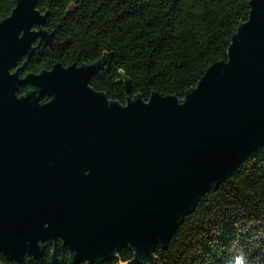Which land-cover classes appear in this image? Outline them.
I'll return each mask as SVG.
<instances>
[{
    "label": "water",
    "instance_id": "water-1",
    "mask_svg": "<svg viewBox=\"0 0 264 264\" xmlns=\"http://www.w3.org/2000/svg\"><path fill=\"white\" fill-rule=\"evenodd\" d=\"M38 1L17 0L0 21V256L25 264L60 240L69 264L126 248L152 263L200 199L264 147V0H251L227 60L183 99L154 92L125 105L90 86L101 60L21 75L19 62L54 38Z\"/></svg>",
    "mask_w": 264,
    "mask_h": 264
},
{
    "label": "trees",
    "instance_id": "trees-1",
    "mask_svg": "<svg viewBox=\"0 0 264 264\" xmlns=\"http://www.w3.org/2000/svg\"><path fill=\"white\" fill-rule=\"evenodd\" d=\"M251 0H39L48 13L45 29L52 44L23 58L21 75L104 62L90 86L122 105L128 97L148 101L154 92L183 99L215 63L227 60L232 38L248 21ZM17 0H0V21ZM106 60V61H104ZM131 84L127 94L125 79ZM32 90V89H31ZM20 88V95L26 94ZM53 256L69 264L62 241L39 260ZM149 264H264V147L250 156L187 215L169 246H157ZM2 264H18L0 256ZM87 264V263H83ZM93 264H145L122 249L117 258Z\"/></svg>",
    "mask_w": 264,
    "mask_h": 264
},
{
    "label": "flooded vegetation",
    "instance_id": "flooded-vegetation-1",
    "mask_svg": "<svg viewBox=\"0 0 264 264\" xmlns=\"http://www.w3.org/2000/svg\"><path fill=\"white\" fill-rule=\"evenodd\" d=\"M23 87L27 89L26 92L31 91V89L33 90V87H32L31 85H25V86H23ZM23 87H22V88H23ZM49 100H50V98H49L47 95H45V96L41 99V102H42V103H46V102H48Z\"/></svg>",
    "mask_w": 264,
    "mask_h": 264
},
{
    "label": "rangeland",
    "instance_id": "rangeland-1",
    "mask_svg": "<svg viewBox=\"0 0 264 264\" xmlns=\"http://www.w3.org/2000/svg\"><path fill=\"white\" fill-rule=\"evenodd\" d=\"M217 190H218V189H217ZM213 191H216V190H213ZM204 196H205V195H204ZM204 196H203V197H204ZM200 201H201V199H200ZM200 201H199V202H200ZM199 202H198V203H199ZM198 203H197V205H198ZM195 209H196V208H195ZM195 209H194V211H195ZM194 211H193V212H194ZM193 212H192V213H193ZM192 213H190V214H192ZM190 214H188V215H190ZM186 216H187V215H186ZM169 244H170V243H169ZM157 246H158V245H157ZM159 246L163 247L162 245H159ZM168 246H169V245H168Z\"/></svg>",
    "mask_w": 264,
    "mask_h": 264
}]
</instances>
